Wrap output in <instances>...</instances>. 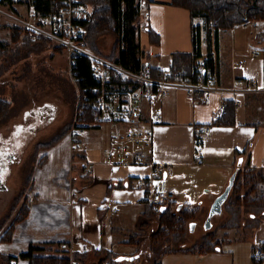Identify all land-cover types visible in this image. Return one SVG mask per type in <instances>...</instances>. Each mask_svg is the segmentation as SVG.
<instances>
[{"label":"crops","instance_id":"0c3cea01","mask_svg":"<svg viewBox=\"0 0 264 264\" xmlns=\"http://www.w3.org/2000/svg\"><path fill=\"white\" fill-rule=\"evenodd\" d=\"M23 1L34 10L29 0ZM171 1L141 0L142 27L138 31L141 62L158 71L171 67L175 52L194 51L192 26L198 25L199 55L204 59L210 55L218 71L217 85L210 87L206 94L209 103L188 95L181 83H171L167 94L142 99L138 115L125 125L103 124L82 130L79 135L83 142L77 148L71 147L70 129L57 143L41 152L46 160L35 168L28 214L16 223L10 240L0 239L2 252L3 244L17 249L12 255H20L34 244L48 247L47 254L63 256L69 254V249L61 245L65 241L80 251L87 250L90 264L104 254L103 249L117 251L119 255L130 253L122 249L129 243L125 231L135 228L144 209L146 180H150L152 167L115 163L104 151L111 145L113 134H124L138 125L152 131L151 145L138 148L147 160L159 165L161 174L154 176L153 181L165 186L166 179L171 178L172 184L183 186L187 201L198 196V185L212 184L206 173L213 172L224 181L237 168L264 170V37L248 31L249 24H253L248 21L246 27L237 24L219 30L216 39L215 31L206 25L204 17H193L188 9ZM10 5L19 9L15 2ZM262 27L264 32V24ZM251 77L257 79V85L251 84ZM222 99L233 102L234 123H216L223 117L217 115ZM198 124L211 125V131L197 134ZM198 156L202 161L196 163ZM197 170L200 173L196 174ZM128 176L135 177L132 186L114 187L107 194L111 180ZM261 188L264 191V181ZM169 189L176 194L174 200L181 199L176 188ZM200 198L194 202L203 203ZM186 200L180 204L186 205ZM245 223L243 217L240 226L220 229L219 245L214 251L172 250L162 256L161 264H264V257L257 261L252 256L256 247H264V217L250 229ZM148 226L154 229L155 221ZM113 227L123 232H114V235ZM83 245L86 247L82 248ZM21 259L22 264H29L28 259Z\"/></svg>","mask_w":264,"mask_h":264},{"label":"trees","instance_id":"16d2710c","mask_svg":"<svg viewBox=\"0 0 264 264\" xmlns=\"http://www.w3.org/2000/svg\"><path fill=\"white\" fill-rule=\"evenodd\" d=\"M29 4L34 6V10L47 14L60 8L62 0H29ZM87 7V15L81 23L85 27L86 38L89 45L99 54L107 56L109 59L133 70H139L141 65L140 41H139V24H140V6L141 0H80ZM12 2H8L11 4ZM171 3L176 6L186 8L191 16H202L207 26L213 24L215 38L217 39L218 31L229 29L237 24H243L248 21L258 22L264 20V0H172ZM198 25L192 26L194 51L200 54V39ZM21 31V30H20ZM18 31V32H20ZM151 34L155 35L152 31ZM113 35L112 51L104 54L100 50L97 39L105 34ZM15 36V35H14ZM154 37V36H153ZM0 38V58L8 51L7 47ZM46 39H31L28 34L24 35L21 44L30 47L36 42ZM12 48L10 49V52ZM192 53L175 52L172 57L171 71H180L187 75L191 81H197L198 73L194 68L191 60ZM207 65L213 69L214 60L208 55ZM75 69L78 71L79 84L82 87L90 85L96 86V81L90 70V63L86 58H80L76 61ZM152 74L159 75V71L152 69ZM227 113L216 123H234L235 106L232 101H227ZM12 106V102L0 96V118L4 117ZM71 121L61 130L52 134V136L35 144V160L31 166L27 177L24 179V186L28 187V192L33 188V175L35 168L42 165L46 157L39 152L46 150L63 138L71 129ZM248 148V147H247ZM41 151V152H42ZM40 154V155H39ZM32 171V172H31ZM31 175V176H30ZM134 176H128L126 179L111 180L107 186V194H110L114 187L132 186ZM264 181V170L253 167L237 168L235 178L230 193L223 203V210L226 211L227 217L218 226L208 229L201 237L199 242L190 246L168 247L170 242H179L184 239L189 232L190 222L199 214V206H185L177 204L176 200H171L165 204L152 205L145 202L144 209L140 213L137 224L134 229L126 230V234L137 241L142 229H145L152 220H156V227L151 230L150 237L155 248V259L151 264H161L162 256L172 250L184 249L199 253L211 252L218 248L219 241L216 238L220 228H233L241 225L242 207L254 213L253 217L246 220L245 227L252 228L258 225L264 217V191L261 183ZM30 194V193H29ZM31 198V197H30ZM25 202L27 197L19 193L16 196L12 212L16 210L15 219H12L9 229L5 232L2 240H10L15 229L16 223L24 220L28 214L31 199ZM223 212V211H222ZM216 216V215H215ZM213 219V218H212ZM15 223V224H14ZM139 229V231H135ZM141 229V230H140ZM113 232H123L120 228L113 227ZM135 231V232H134ZM168 247V248H167ZM166 249L165 251L163 249ZM49 248L31 244L28 249L20 253V257L29 260V264H71V259L76 264H90L86 258L89 252L75 249L72 257L69 255L57 256L45 253ZM161 252V253H160ZM163 252V253H162ZM105 254L92 264H115L119 263V254L112 250H104ZM107 253V254H106ZM75 255H79L78 257ZM109 255V256H108ZM16 255L7 254L0 250V264H8L9 260ZM85 256V260H84ZM115 256V257H114ZM83 258V259H82ZM107 258V259H106ZM135 258V256H134ZM83 261H82V260ZM104 260V261H103ZM106 260V261H105ZM61 261V262H60ZM44 262V263H43ZM55 262V263H54ZM64 262V263H63ZM111 262V263H110ZM115 262V263H114Z\"/></svg>","mask_w":264,"mask_h":264},{"label":"rangeland","instance_id":"374dc122","mask_svg":"<svg viewBox=\"0 0 264 264\" xmlns=\"http://www.w3.org/2000/svg\"><path fill=\"white\" fill-rule=\"evenodd\" d=\"M25 2L23 0L15 2V5H19L17 10L10 4L0 5V8L5 11L0 12V38L8 49L6 54L0 58V96L12 102L8 113L0 118V172L5 173L7 185V187L0 188V239L5 236V232L9 229L12 219L19 209L20 204L10 215L16 196L22 193L23 196L27 197L25 202H29L32 192H28V185L23 186L24 179L35 160V144L38 141L49 139L52 134L67 125L71 119L73 121L75 114L76 90L67 70L68 50L62 45L48 40L36 42L30 47L21 44L27 32L17 18L29 19V11L33 10L27 4L25 5ZM256 23H258L256 26L253 25ZM253 24H249L248 31L254 35L260 33V36L264 37V32H262L264 20L253 22ZM113 40V35L110 33L97 39L98 46L104 54L112 51ZM259 42L262 40L260 39ZM11 48L12 51L10 52ZM100 132L103 133L104 130ZM26 160L30 163H27ZM243 168L245 167H241V169ZM198 173L200 170L196 171V174ZM206 176L213 185H198V196H192L188 199L189 201L182 193L183 186L175 182L172 184L171 178L166 179L164 187L176 188L179 197H181V199L176 200L177 204L186 200L185 206H196L194 201L201 200L200 196L204 200L203 203H197L199 214L193 219V222H190L186 237L179 242L171 241L170 247H186L199 242L208 229L218 226L226 219L227 213L223 210L213 217L212 226L206 227V219L212 204L211 200L225 189L231 175L224 181L219 180V177L213 172L206 173ZM241 208L242 218L249 220L253 217V212L246 207L241 206ZM135 231H139V229ZM141 231L143 233H140L139 237L136 238L137 241L126 234V241L129 243L122 249L129 250L130 253H122L121 255L131 256L132 259H121L119 260L120 264H151L155 259L156 254L150 237V226ZM223 245L224 248H227V244ZM1 248L6 253L12 252L10 254H15L13 252L17 250L13 247L8 248L7 244H3ZM115 253L118 252L115 251Z\"/></svg>","mask_w":264,"mask_h":264},{"label":"built area","instance_id":"2783aa9c","mask_svg":"<svg viewBox=\"0 0 264 264\" xmlns=\"http://www.w3.org/2000/svg\"><path fill=\"white\" fill-rule=\"evenodd\" d=\"M19 0H0V5ZM0 12H4L0 8ZM87 15V7L80 0H62L59 9L47 14L35 10L29 11V19H17L26 29L31 39L45 38L56 42L68 50V73L75 85L76 111L71 128V147L77 148L82 144L79 134L89 127L103 124H123L132 121L139 113L142 99L151 100L154 97L168 93L167 86L171 83H181L191 97H197L205 103H209L207 92L210 87L217 85L218 71L214 61L213 69H209L207 61L195 52L191 55L194 68L197 71L198 80L191 81L190 78L180 71L172 72L170 67L159 70V75L152 74V67L143 65L141 62L139 70L125 67L107 56L97 53L88 43L84 25L81 23ZM244 27L247 26L243 23ZM214 30L213 24L210 25ZM139 24V30L141 29ZM214 49V41L212 42ZM141 53V49H140ZM256 54V53H255ZM86 58L90 63V70L96 81V86L82 87L79 84L78 71L75 69L76 61ZM253 85H257V79L249 78ZM226 100L222 99L217 106V115L223 116L227 113ZM212 126L209 124H198L196 132L199 135L208 134ZM111 145L105 149V154L115 163L124 165L149 164L152 167L148 189L144 194V200L156 206L174 200L176 197L172 189L165 188L153 181V177L160 175L159 165L147 160L138 147L150 146L152 143V131L145 125H138L124 134H113L110 137ZM130 143H132L130 145ZM117 158L114 159L113 156ZM202 161L200 156L195 162ZM64 248L69 249L72 257L76 249L68 242H62ZM85 248L86 246H81ZM79 249V248H78ZM252 256L255 260L264 257V247L258 246L254 249ZM19 255L11 258L8 264H22ZM71 259V264H76ZM119 264V263H115Z\"/></svg>","mask_w":264,"mask_h":264},{"label":"water","instance_id":"95a60500","mask_svg":"<svg viewBox=\"0 0 264 264\" xmlns=\"http://www.w3.org/2000/svg\"><path fill=\"white\" fill-rule=\"evenodd\" d=\"M234 178H235V172L231 175L229 183L225 187V189L214 198V200L210 206V210H209L207 219H206V227L207 228H210L212 226V218L215 215H218L223 211V203L225 202V200L227 199V197L230 193V190H231L233 182H234ZM124 258H131L132 259V257H129V256H123V255L119 256V259H124Z\"/></svg>","mask_w":264,"mask_h":264},{"label":"bare ground","instance_id":"6f19581e","mask_svg":"<svg viewBox=\"0 0 264 264\" xmlns=\"http://www.w3.org/2000/svg\"><path fill=\"white\" fill-rule=\"evenodd\" d=\"M75 111H76V106H75ZM74 116H75V114H74ZM11 118H12V117H11ZM73 118H74V117H73ZM7 120H8V119H7ZM7 122H8V121H7ZM4 125H5V124H4ZM79 136H80V135H79ZM82 142H83V141H82ZM24 161H25V160H24ZM26 161H27V160H26ZM24 163H26V162H24ZM24 163H23V164H24ZM27 163H30V162L27 161ZM24 165H25V164H24ZM37 167H38V166H37ZM31 172H32V171H31ZM86 172H87V171H86ZM30 176H31V175H30ZM33 178H34V177H33ZM84 178H85V177H84ZM82 179H83V178H82ZM85 179H86V178H85ZM85 179H83V180H85ZM91 180H92V178H91ZM86 181H87V179H86ZM89 181H90V179H89ZM77 189H78V188H77ZM14 219H15V218H14ZM14 224H15V223H14ZM81 227H82V226H81ZM111 232H113V230H112ZM115 233H117V232H115ZM113 234H114V232H113ZM114 235H115V234H114ZM71 238H73V237H71ZM82 239H83V238H82ZM78 243H79V242H78ZM91 244H92V243H91ZM91 244H90V245H91ZM93 244H94V243H93ZM74 245H75V244H74ZM88 245H89V244H88ZM88 245H87V246H88ZM90 245H89V247H90ZM168 247H170V246H168ZM168 247H167V248H168ZM106 248H107V247H106ZM76 249H77V248H76ZM163 250L165 251L166 249L164 248ZM93 251H95V250L93 249ZM96 252L99 253V255H100V252H98V251H96ZM94 253H95V252H94ZM160 253H161V252H160ZM162 253H163V252H162ZM104 254H105V253H104ZM106 254H107V253H106ZM116 255H117V254H116ZM75 256H77V255H75ZM78 256H79V255H78ZM78 256H77V257H78ZM97 256H98V255H97ZM108 256H109V255H108ZM79 257H80V256H79ZM114 257H115V256H114ZM130 257H131V256H130ZM75 259H76V258H75ZM75 259H74V260H75ZM82 259H83V258H82ZM82 259H81V260H82ZM106 259H107V258H106ZM84 260H85V256H84ZM86 260H87V258H86ZM88 260H89V258H88ZM120 260H121V259H120ZM136 260H137V259H136ZM76 261H77V260H76ZM82 261H83V260H82ZM103 261H104V260H103ZM105 261H106V260H105ZM60 262H61V261H60ZM125 262H127L126 259H125ZM43 263H44V262H43ZM52 263H53V262H52ZM52 263H50V264H52ZM54 263H55V262H54ZM63 263H64V262H63ZM110 263H111V262H110ZM114 263H115V262H114ZM34 264H35V263H34ZM82 264H83V263H82ZM104 264H105V263H104ZM122 264H123V263H122Z\"/></svg>","mask_w":264,"mask_h":264},{"label":"flooded vegetation","instance_id":"af4514ba","mask_svg":"<svg viewBox=\"0 0 264 264\" xmlns=\"http://www.w3.org/2000/svg\"><path fill=\"white\" fill-rule=\"evenodd\" d=\"M3 174V176H2ZM7 187L6 185V175L5 173L0 172V188Z\"/></svg>","mask_w":264,"mask_h":264}]
</instances>
